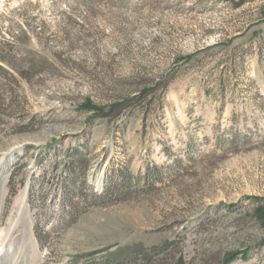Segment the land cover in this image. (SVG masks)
Here are the masks:
<instances>
[{
	"label": "rangeland",
	"instance_id": "obj_1",
	"mask_svg": "<svg viewBox=\"0 0 264 264\" xmlns=\"http://www.w3.org/2000/svg\"><path fill=\"white\" fill-rule=\"evenodd\" d=\"M0 43L1 264H264V0H0Z\"/></svg>",
	"mask_w": 264,
	"mask_h": 264
},
{
	"label": "trees",
	"instance_id": "obj_2",
	"mask_svg": "<svg viewBox=\"0 0 264 264\" xmlns=\"http://www.w3.org/2000/svg\"><path fill=\"white\" fill-rule=\"evenodd\" d=\"M9 52L5 50V48L3 49V46L0 43V76L3 78H7L10 80H14L15 78H13L9 72L7 71V69H5L4 65H7V57H8ZM14 70V69H13ZM16 71V69H15ZM28 72L22 71V70H17V75L19 77L20 80L28 82L29 77H28ZM145 92L142 94L144 95ZM121 107H123V104H114L111 105L110 107H108V109L106 110V108L103 107H97L94 106L90 103V101H85L82 105H81V110H86V111H90L94 114L100 115L103 118H107V117H112L114 116L120 109ZM253 216L255 218V220L264 227V207H259L257 208L254 213ZM238 258H240L241 260L245 261L247 260L248 256L247 253H229L226 256H224L221 259V264H231L232 262L238 260Z\"/></svg>",
	"mask_w": 264,
	"mask_h": 264
},
{
	"label": "bare ground",
	"instance_id": "obj_3",
	"mask_svg": "<svg viewBox=\"0 0 264 264\" xmlns=\"http://www.w3.org/2000/svg\"><path fill=\"white\" fill-rule=\"evenodd\" d=\"M3 166H4L3 161L0 160V173H1L2 169H3ZM4 182H5V181H4ZM4 182H3V183H4ZM0 264H1V261H0ZM14 264H15V263H14Z\"/></svg>",
	"mask_w": 264,
	"mask_h": 264
}]
</instances>
